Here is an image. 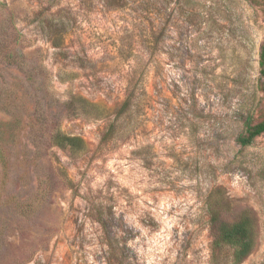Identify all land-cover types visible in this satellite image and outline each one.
Here are the masks:
<instances>
[{"label": "rangeland", "instance_id": "1", "mask_svg": "<svg viewBox=\"0 0 264 264\" xmlns=\"http://www.w3.org/2000/svg\"><path fill=\"white\" fill-rule=\"evenodd\" d=\"M263 46L264 0H0V264H236L212 208L252 216L240 264H264V134L237 141L264 119Z\"/></svg>", "mask_w": 264, "mask_h": 264}, {"label": "trees", "instance_id": "2", "mask_svg": "<svg viewBox=\"0 0 264 264\" xmlns=\"http://www.w3.org/2000/svg\"><path fill=\"white\" fill-rule=\"evenodd\" d=\"M122 6L125 0H113ZM50 29L57 28L63 24L58 20L51 22ZM63 35L53 39L51 37V42L56 48H60L62 44H66L65 36H67V30H59ZM66 54V50L64 51ZM77 56H74L76 59ZM260 66L262 67V76L264 78V46L261 49L260 53ZM72 79L75 78V74L72 75ZM139 80L136 82L132 81L126 100L121 105L120 109L116 113L114 121L111 123L109 129L103 137V142L109 141L113 138L117 125L130 111H133L136 106H138L137 101L139 97L143 94V91L139 87ZM264 86V82H263ZM75 101L81 103V110L88 111L90 108L98 107L96 104H93L83 97L76 98L74 100L68 101V108L76 110ZM245 131L238 137L237 141L242 147L251 146L255 140L264 134V119L258 123H255L251 117H247L244 121ZM3 129L0 124V167L3 173V187L5 188V180L8 179V168H9V153H7V144L2 139ZM54 143L60 148H68L73 152L83 153L87 150V145L83 138L69 136L61 131H57L53 134L52 137ZM211 225L214 231L215 244L218 247L226 246L230 247L233 250V259L236 264L242 263L246 258H248L257 244V231L256 224L252 216L245 214L239 220L235 222H226L222 219L221 213L217 209H211ZM101 224L109 235L111 229L105 219H100ZM127 261L126 255L121 254V258L116 259L117 264H125ZM115 263V264H116Z\"/></svg>", "mask_w": 264, "mask_h": 264}]
</instances>
